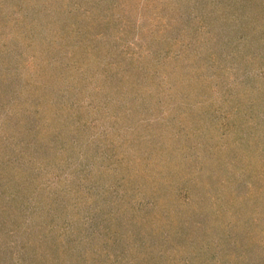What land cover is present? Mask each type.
Masks as SVG:
<instances>
[{
  "label": "rangeland",
  "instance_id": "rangeland-1",
  "mask_svg": "<svg viewBox=\"0 0 264 264\" xmlns=\"http://www.w3.org/2000/svg\"><path fill=\"white\" fill-rule=\"evenodd\" d=\"M0 264H264V0H0Z\"/></svg>",
  "mask_w": 264,
  "mask_h": 264
}]
</instances>
